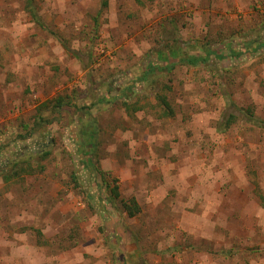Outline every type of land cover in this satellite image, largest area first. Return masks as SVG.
<instances>
[{
  "label": "rangeland",
  "instance_id": "1",
  "mask_svg": "<svg viewBox=\"0 0 264 264\" xmlns=\"http://www.w3.org/2000/svg\"><path fill=\"white\" fill-rule=\"evenodd\" d=\"M30 6L0 0V264H264V0Z\"/></svg>",
  "mask_w": 264,
  "mask_h": 264
},
{
  "label": "trees",
  "instance_id": "2",
  "mask_svg": "<svg viewBox=\"0 0 264 264\" xmlns=\"http://www.w3.org/2000/svg\"><path fill=\"white\" fill-rule=\"evenodd\" d=\"M27 2L29 1V12L31 14V18L34 22H36L37 24L39 25H42V23L40 22V19L38 18L37 14L35 13V11L31 8V1L32 0H26ZM264 46V43H260L256 46L255 49L257 48H261ZM254 49V50H255ZM182 52V50H180ZM213 51H206L205 52V56L204 57H199V56H190L188 57L187 59H183L182 58V61L181 63L187 65V66H195L197 65V63L199 62H206L208 60V57L209 55L211 54H214L215 52ZM215 55V54H214ZM240 55L239 53H233V56H238ZM216 58H221L222 56H219V55H215ZM160 58L161 59H164V60H167L168 58H172V54L171 52L168 50L167 52L163 53L161 52L160 53ZM173 67V63H169V65L166 67L167 70H170L171 68ZM153 71H151L150 73H152ZM145 74H148L147 71L145 72ZM55 101V100H54ZM63 103V99L62 98H59L56 100V103L54 105L55 108H58L62 105ZM162 103L164 105H166V102L163 100ZM127 105V104H126ZM125 105V106H126ZM126 110H128L129 106L127 105L126 106ZM140 108V107H139ZM137 109V108H136ZM250 114V112H249ZM250 118H253L252 114L249 115ZM37 116L35 117V121H34V126L32 128H30L31 126H25L23 125L22 128L25 129V131L27 132V135H31L32 131L34 130V127H37L40 123H41V117H39V119H37ZM40 120V121H38ZM231 120H228L227 123L225 124V126L227 127L231 122ZM82 127L80 129V138H79V142H80V145H81V148L85 149V151H90V152H93L94 148H95V130L94 129H90V124L88 122H84L81 124ZM89 127V129H88ZM17 138H21V139H24L23 136H21L20 134L17 135ZM89 139V140H88ZM48 156V152H43L41 155H40V159H44ZM31 158V157H30ZM30 158L21 161V162H18L17 161H12V167L6 174L4 173H1L2 175V180L4 182H10L12 179H15V178H18L20 177V174H32L33 173V170L31 168V160ZM89 162V164H92V161L91 159L89 158L87 160ZM105 181V180H104ZM109 196L107 197L108 198V202L113 205L114 203V199H117L118 197V192H117V187L116 185L113 187V188H110L109 185L107 184H104ZM131 205L128 204L126 201H123L121 200L120 203H121V210L123 212H126L127 215L129 217H132L138 210V206H137V203L135 202V200H131Z\"/></svg>",
  "mask_w": 264,
  "mask_h": 264
}]
</instances>
